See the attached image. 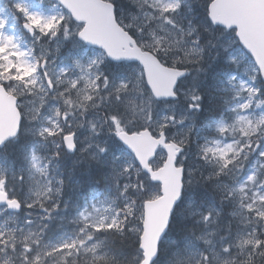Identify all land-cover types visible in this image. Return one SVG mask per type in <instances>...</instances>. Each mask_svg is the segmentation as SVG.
Segmentation results:
<instances>
[{"label":"snow or ice","instance_id":"obj_1","mask_svg":"<svg viewBox=\"0 0 264 264\" xmlns=\"http://www.w3.org/2000/svg\"><path fill=\"white\" fill-rule=\"evenodd\" d=\"M0 264H264V0H0Z\"/></svg>","mask_w":264,"mask_h":264},{"label":"trees","instance_id":"obj_2","mask_svg":"<svg viewBox=\"0 0 264 264\" xmlns=\"http://www.w3.org/2000/svg\"><path fill=\"white\" fill-rule=\"evenodd\" d=\"M70 166H71V160L66 161L65 164H64V169H65V171H66L67 168L70 167ZM81 167H82V166H81ZM96 189L98 190L99 188H98V187L90 188V189H88V191H89L90 193H92V194H96V192H95ZM99 191H102V190L99 189Z\"/></svg>","mask_w":264,"mask_h":264},{"label":"rangeland","instance_id":"obj_3","mask_svg":"<svg viewBox=\"0 0 264 264\" xmlns=\"http://www.w3.org/2000/svg\"><path fill=\"white\" fill-rule=\"evenodd\" d=\"M95 192L98 195L101 191H99V189L98 190L96 189Z\"/></svg>","mask_w":264,"mask_h":264}]
</instances>
